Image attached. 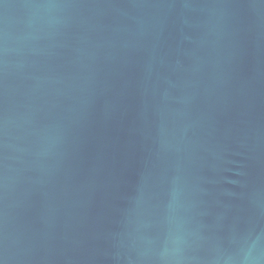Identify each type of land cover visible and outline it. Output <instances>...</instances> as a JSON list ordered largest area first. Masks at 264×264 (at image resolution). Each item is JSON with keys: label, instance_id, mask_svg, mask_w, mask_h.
I'll list each match as a JSON object with an SVG mask.
<instances>
[{"label": "water", "instance_id": "95a60500", "mask_svg": "<svg viewBox=\"0 0 264 264\" xmlns=\"http://www.w3.org/2000/svg\"><path fill=\"white\" fill-rule=\"evenodd\" d=\"M0 264H264V0H0Z\"/></svg>", "mask_w": 264, "mask_h": 264}]
</instances>
